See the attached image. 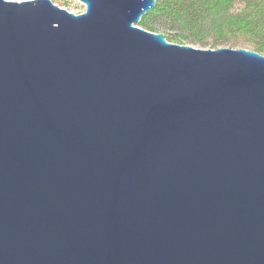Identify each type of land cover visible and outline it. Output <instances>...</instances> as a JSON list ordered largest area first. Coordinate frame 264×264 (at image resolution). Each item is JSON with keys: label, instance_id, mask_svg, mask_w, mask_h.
Wrapping results in <instances>:
<instances>
[{"label": "water", "instance_id": "obj_1", "mask_svg": "<svg viewBox=\"0 0 264 264\" xmlns=\"http://www.w3.org/2000/svg\"><path fill=\"white\" fill-rule=\"evenodd\" d=\"M79 1L0 0V264H264V55Z\"/></svg>", "mask_w": 264, "mask_h": 264}, {"label": "trees", "instance_id": "obj_2", "mask_svg": "<svg viewBox=\"0 0 264 264\" xmlns=\"http://www.w3.org/2000/svg\"><path fill=\"white\" fill-rule=\"evenodd\" d=\"M156 7L146 14L140 26L154 31L151 19H164L168 30L176 26L200 41L212 31L217 36L229 33L251 35L257 41V52L264 53V0H156ZM236 3H242L240 14H231ZM169 41V40H168Z\"/></svg>", "mask_w": 264, "mask_h": 264}, {"label": "rangeland", "instance_id": "obj_3", "mask_svg": "<svg viewBox=\"0 0 264 264\" xmlns=\"http://www.w3.org/2000/svg\"><path fill=\"white\" fill-rule=\"evenodd\" d=\"M14 2L30 1V0H7ZM60 8L66 9L74 14H81L85 12V5L79 0H51ZM244 9L242 3H236L231 10V14H240ZM154 33H163L166 35L169 42L178 45L192 46L196 49L203 50H217L221 48L231 49H248L257 51V41L251 36L244 33H229L222 36L215 35L212 31L206 32L200 41L190 37L186 31L176 26L174 30H168L165 26L164 19H151L150 21ZM140 26V25H139ZM141 27V26H140ZM145 29L144 27H141ZM147 30V29H145ZM264 55V53H261Z\"/></svg>", "mask_w": 264, "mask_h": 264}]
</instances>
